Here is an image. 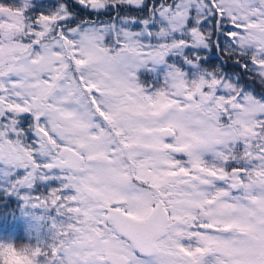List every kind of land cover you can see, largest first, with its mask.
Segmentation results:
<instances>
[{
	"label": "snow or ice",
	"instance_id": "1",
	"mask_svg": "<svg viewBox=\"0 0 264 264\" xmlns=\"http://www.w3.org/2000/svg\"><path fill=\"white\" fill-rule=\"evenodd\" d=\"M0 200V264H264V0L0 2Z\"/></svg>",
	"mask_w": 264,
	"mask_h": 264
},
{
	"label": "trees",
	"instance_id": "2",
	"mask_svg": "<svg viewBox=\"0 0 264 264\" xmlns=\"http://www.w3.org/2000/svg\"><path fill=\"white\" fill-rule=\"evenodd\" d=\"M70 2H74V0H70ZM103 19H107V17H104ZM218 55V53L213 52L211 54L213 58V62L215 61V57ZM229 68L231 67V61H228ZM11 212H15L17 216H19V212L17 210V205L13 202L8 205L7 208L4 207V201L0 200V235L4 234L5 232H9L11 228L16 227L17 233L16 235L21 237V242H24V231H23V224L19 221L13 220V217L11 215L7 216V220L3 219V217Z\"/></svg>",
	"mask_w": 264,
	"mask_h": 264
},
{
	"label": "rangeland",
	"instance_id": "3",
	"mask_svg": "<svg viewBox=\"0 0 264 264\" xmlns=\"http://www.w3.org/2000/svg\"><path fill=\"white\" fill-rule=\"evenodd\" d=\"M0 2H7V0H0ZM40 2L44 3L45 5H50L51 3L55 2V0H40ZM15 229V234L17 233L16 227L11 228L9 232H12Z\"/></svg>",
	"mask_w": 264,
	"mask_h": 264
}]
</instances>
